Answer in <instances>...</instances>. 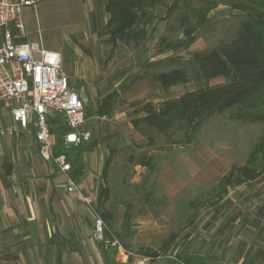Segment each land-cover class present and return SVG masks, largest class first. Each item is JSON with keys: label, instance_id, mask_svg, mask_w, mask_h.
Wrapping results in <instances>:
<instances>
[{"label": "rangeland", "instance_id": "1", "mask_svg": "<svg viewBox=\"0 0 264 264\" xmlns=\"http://www.w3.org/2000/svg\"><path fill=\"white\" fill-rule=\"evenodd\" d=\"M211 1L209 7H204L198 0H178V7L168 13L166 7L172 2L168 0L166 7L155 9L156 18L147 26L144 38L137 41L119 40L106 53L107 81L100 95L115 91L116 97L111 104L110 119L104 120L108 123L106 133L111 136L104 139L106 146L98 154L100 157L104 150H113L105 181L109 187L105 207L113 213L114 223L122 218L129 225L124 228L122 224L116 228L111 224L110 228L123 245L136 255L159 253L161 244L170 233L184 230L181 237L190 229L185 224L189 215H194L195 208L189 202L198 203L209 197L219 178L232 165L243 164L264 135V84L236 106L223 111L215 110L201 118L194 127L189 143L180 142L179 133L168 131L163 134L155 130L151 132L154 139L149 142L147 135L128 125L129 119L134 116L131 109L134 101H151L156 106L164 98L177 97L196 87L189 80L164 89L155 74L182 65L192 52L214 46L220 39L229 37L238 26L264 14V5L257 0ZM85 15L80 8L66 3V0L38 1L35 7L22 11L25 37L16 41L36 42L46 50L59 51L60 70L71 72L72 64L76 61V53L71 51V41L86 39L88 34ZM185 16H188V21H185ZM186 26L191 27L189 36L183 32ZM10 29L12 37H18L17 29L13 26ZM191 36L192 42L184 46L183 41ZM220 81L222 78L217 77L210 83ZM87 105L92 110L94 101L90 99ZM87 115L85 113L81 129L90 128L94 123L95 118ZM47 118L49 123L51 120L57 125L62 123V115L57 112ZM61 150L69 154L75 151L63 144ZM142 155L149 159V166L140 164ZM91 164L92 177L96 182L94 175L99 172V158H93ZM259 190L261 192L258 193ZM240 191L249 195V199L234 207L233 199ZM227 197L225 209L210 204L198 207L195 211L198 215L194 224L196 233L202 231L209 215H232L236 211L243 215L264 212V174L250 184L229 189ZM234 239L236 237H232L233 246ZM199 247L204 248V255L208 256L210 264L235 263L230 261L236 255L234 247L220 250L218 245L214 247L208 243ZM174 250L175 247L166 254L159 253L160 258L145 264H163L168 256H175ZM135 259L136 256L130 264H135ZM192 262L201 263L199 259Z\"/></svg>", "mask_w": 264, "mask_h": 264}, {"label": "crops", "instance_id": "2", "mask_svg": "<svg viewBox=\"0 0 264 264\" xmlns=\"http://www.w3.org/2000/svg\"><path fill=\"white\" fill-rule=\"evenodd\" d=\"M106 1L66 0V3L73 4L86 13L84 20L88 34L86 39L71 41V51L76 53V61L72 64L71 72L61 71L67 75L70 89L82 100L87 116L95 118L90 128L85 129L91 133L90 141L83 146L73 147L75 151L69 154L73 162L69 175L76 183L77 190H67L66 176L45 157L34 136V128L31 125L26 129L18 127L12 119L10 107L0 100V264L131 262L119 261L115 250L103 251L101 244L91 237L94 215L79 198V193H82L94 198L95 203L105 157L112 150H104L98 156L101 148L106 146L104 139L111 136L106 133L108 123L104 121L110 119L108 115L111 110L103 115L97 112L100 100L110 93L100 95L107 81L105 59L111 47V41L105 32L109 18L105 10ZM29 7L35 5L23 7L22 11ZM12 26L10 24L7 28L11 30ZM3 30L4 27L0 28V42L3 40ZM20 37L13 36V41L19 43L16 39ZM90 99L94 101L92 110L87 105ZM145 102L148 101H134L132 112ZM131 118L128 125L133 127ZM60 138V133L52 132L53 153L60 149ZM95 157L100 161L99 172L94 175L96 182L91 168ZM106 180L103 181L104 184ZM238 186L228 188L218 202V208H226L229 189ZM236 199H233L234 207L245 203L249 195L240 191ZM189 216L185 226L190 229L181 237L184 230L169 234L175 235V238L167 252L175 247L173 253L184 260L199 259L200 264H210V259L204 255V248L199 247L208 243L214 247L218 245L220 250L234 247L236 255L230 259L234 264H264V212L243 215L236 211L232 215H209L199 233L194 230L198 215ZM117 221L119 222L114 223L113 217L111 222L116 228L122 224L124 228L129 226L122 218ZM232 237H236L234 246L231 244ZM163 264L175 263L167 261Z\"/></svg>", "mask_w": 264, "mask_h": 264}, {"label": "trees", "instance_id": "3", "mask_svg": "<svg viewBox=\"0 0 264 264\" xmlns=\"http://www.w3.org/2000/svg\"><path fill=\"white\" fill-rule=\"evenodd\" d=\"M198 1L204 7H209L212 2L211 0ZM177 2L178 0H172L166 7L168 0H107L105 10L109 18L105 32L111 41V48L119 40L137 41L144 38L147 34V26L151 25L156 18L155 9L166 7L169 13L178 7ZM257 2L264 5V0H257ZM192 11L196 12L194 9ZM187 18L188 16H185V21H188ZM183 32L189 36L191 27L186 26ZM192 40V36L188 37L182 44L188 46ZM217 77H221L222 81L210 83ZM155 78L164 89L189 80H192L196 87L184 91L177 97L164 98L156 106L148 101L134 108V116L131 118L133 128L140 134L147 135L149 142L154 139L151 135L152 130L163 134L168 131L179 133L180 142H191L194 127L201 118L215 110L223 111L236 106L257 92L264 84V14L255 16L252 21L238 26L229 37L220 39L214 46L192 52L182 65L157 73ZM115 97V91L103 97L98 104L97 112L102 115L109 113ZM49 124L51 132L60 133L62 145L63 126L57 125V122L52 120ZM86 143L73 147L83 146ZM58 153H65L72 166V158L69 153L62 152L61 146L54 154ZM112 158L113 151L110 150L100 173L94 205L109 227L114 215L105 207L109 187L103 181L108 178ZM139 162L143 166L150 164L149 159H146L144 155L139 158ZM262 174H264V135L250 151L243 164L232 165L219 178L214 192L209 197L198 203L190 201L189 205L195 208V211L200 205L215 206L229 187L253 181ZM70 177L72 178L71 175ZM195 211L194 215H196ZM174 238L175 235L169 236L163 242L159 253L166 254ZM102 250L108 251L103 248ZM159 253L151 252V255H146L154 260L157 255H160ZM166 259L176 264H193L192 261L184 260L176 255Z\"/></svg>", "mask_w": 264, "mask_h": 264}, {"label": "built area", "instance_id": "4", "mask_svg": "<svg viewBox=\"0 0 264 264\" xmlns=\"http://www.w3.org/2000/svg\"><path fill=\"white\" fill-rule=\"evenodd\" d=\"M38 1L0 0V28L4 27L0 42V100L10 107L12 119L18 127L26 129L31 125L34 128V136L43 154L66 176L67 190L75 191L77 186L69 175L71 165L66 154L53 153L52 132L47 117H52L54 112L61 114L63 146H78L91 137L88 130L80 128L85 121L84 104L70 89L67 75L60 70L59 52L41 48L36 42L15 43L7 28L12 24L19 36H25L22 9L34 6ZM79 198L94 215L91 237L103 249L115 250L121 262H130L135 256V264H145L152 259L148 255H136L125 247L96 211L92 199L82 193H79ZM160 257L157 255L155 259Z\"/></svg>", "mask_w": 264, "mask_h": 264}]
</instances>
